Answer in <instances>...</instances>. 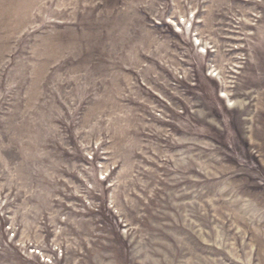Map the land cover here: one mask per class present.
<instances>
[{
	"label": "rangeland",
	"instance_id": "obj_1",
	"mask_svg": "<svg viewBox=\"0 0 264 264\" xmlns=\"http://www.w3.org/2000/svg\"><path fill=\"white\" fill-rule=\"evenodd\" d=\"M0 264H264V0H0Z\"/></svg>",
	"mask_w": 264,
	"mask_h": 264
},
{
	"label": "built area",
	"instance_id": "obj_2",
	"mask_svg": "<svg viewBox=\"0 0 264 264\" xmlns=\"http://www.w3.org/2000/svg\"><path fill=\"white\" fill-rule=\"evenodd\" d=\"M184 23H185V22H182V27H183V28H184ZM174 24H176V26H177L178 28H180V27L178 26L177 23H174ZM174 26H175V25H174ZM190 29H191V28H190ZM179 32H181V30H179ZM193 37H195V38H193V39H196V41H195L196 46L202 48V46H204V43L201 41V39H199L197 35H195V36H193ZM202 53H206V52L204 51V52H202Z\"/></svg>",
	"mask_w": 264,
	"mask_h": 264
}]
</instances>
